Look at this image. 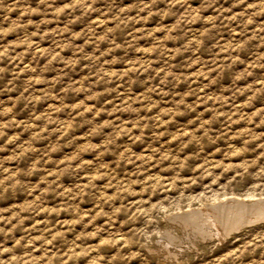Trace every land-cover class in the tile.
I'll use <instances>...</instances> for the list:
<instances>
[{
  "label": "rangeland",
  "instance_id": "obj_1",
  "mask_svg": "<svg viewBox=\"0 0 264 264\" xmlns=\"http://www.w3.org/2000/svg\"><path fill=\"white\" fill-rule=\"evenodd\" d=\"M255 212L264 0H0V264H264Z\"/></svg>",
  "mask_w": 264,
  "mask_h": 264
},
{
  "label": "bare ground",
  "instance_id": "obj_2",
  "mask_svg": "<svg viewBox=\"0 0 264 264\" xmlns=\"http://www.w3.org/2000/svg\"><path fill=\"white\" fill-rule=\"evenodd\" d=\"M223 204H224V203H223ZM223 204H222V205H221V204L218 205V207H216V209L219 210V211H221V212L223 211L222 209H225V211H224V213H225V212L228 211V209H230V207L227 208V206H225V205H223ZM213 205H214V204H213ZM202 207H203V206H202ZM210 207H211V206H210ZM231 207H233V206H231ZM236 207H237V206H236ZM233 208L235 209V205H234ZM234 209H233V210H234ZM237 209H238V208H237ZM214 210H215V209H214ZM230 210H231V209H230ZM254 210H255V209H254ZM219 211H218V212H219ZM177 213H178V212H177ZM221 214H222V213H221ZM222 215H224V214H222ZM222 215H221V216H222ZM262 215H264V213H261V212H255V217H256V218H259V217L262 216ZM224 216H225V215H224ZM251 216H252V215H251ZM253 216H254V215H253ZM260 218H262V217H260ZM226 219H227V218H226ZM229 219H230V218H229ZM245 219H246V218H245ZM209 220L211 221V224H212V226H213V228H214L215 231L217 230V228H219V230H222V233L224 232L222 225H219V224H220L219 221L216 223V221H215L214 219H210V218H209ZM236 220H237V219H236ZM262 220H263V219H262ZM225 221H226V220H225ZM230 221H231V219H230ZM232 221H233V220H232ZM230 223H231V222H230ZM233 224L235 225V224H237V222H232V224H230V225H233ZM230 225H229V226H230ZM227 227H228V225H227ZM234 227H235V226H234ZM174 228H175V227H174ZM176 228H178V227L176 226ZM176 228H175V229H176ZM224 228H225V227H224ZM236 228H237V227H236ZM226 229H227V228H226ZM233 229H234V228H233ZM179 230H180V229L178 228L176 231H179ZM228 230H229V229H228ZM176 231H175V232H176ZM210 231H211V230H210ZM212 231H213V230H212ZM233 231H234V230H233ZM190 232H191V231H190ZM219 232L221 233V231H219ZM190 234H191V233H190ZM226 235H227V234H226ZM181 236H182V235H181Z\"/></svg>",
  "mask_w": 264,
  "mask_h": 264
}]
</instances>
